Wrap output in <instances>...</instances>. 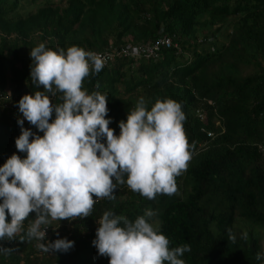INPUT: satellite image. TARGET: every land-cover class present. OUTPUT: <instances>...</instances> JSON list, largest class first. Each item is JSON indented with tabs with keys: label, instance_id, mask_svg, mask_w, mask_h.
I'll return each instance as SVG.
<instances>
[{
	"label": "trees",
	"instance_id": "trees-1",
	"mask_svg": "<svg viewBox=\"0 0 264 264\" xmlns=\"http://www.w3.org/2000/svg\"><path fill=\"white\" fill-rule=\"evenodd\" d=\"M163 34L178 47L114 54L84 88L107 94L115 135L141 97L149 110L157 99L183 105L192 159L176 178L178 192L148 200L118 185L116 199H102L91 216L49 230L52 241L74 242L67 253L18 236L0 241L8 250L0 264H109L91 243L96 219L111 211L134 221L146 209L157 213L151 222L170 248L190 245L185 264H264V0H0V166L13 153L25 156L15 147L18 101L43 90L30 80L32 48L120 50ZM23 127L43 135L27 120Z\"/></svg>",
	"mask_w": 264,
	"mask_h": 264
},
{
	"label": "clouds",
	"instance_id": "clouds-1",
	"mask_svg": "<svg viewBox=\"0 0 264 264\" xmlns=\"http://www.w3.org/2000/svg\"><path fill=\"white\" fill-rule=\"evenodd\" d=\"M171 43L178 47L176 41ZM95 51L78 46L53 50L44 43L30 50V80L43 90L18 101L23 119H17L20 135L15 147L25 156L13 153L0 166V241L19 236L21 241H38L43 252L67 253L74 242L52 241L49 230L56 231L61 220L70 226L91 216L102 199H116L118 185L126 184L148 200L178 192L176 178L187 171L192 159L183 105L157 99L149 110L141 97L127 119L119 122L120 132L115 135L109 127L111 119H106L107 94L84 88V80L108 63ZM53 97L60 102L53 103ZM24 120L43 135L24 128ZM30 213H35L33 219ZM156 215L146 209L130 221L105 211L96 219L91 243L99 256L109 258V264H185L180 257L190 251V245L170 248L159 221L151 222ZM54 221L58 224L51 226ZM230 239L234 241L231 234ZM0 251L8 250L0 246Z\"/></svg>",
	"mask_w": 264,
	"mask_h": 264
},
{
	"label": "built area",
	"instance_id": "built-area-1",
	"mask_svg": "<svg viewBox=\"0 0 264 264\" xmlns=\"http://www.w3.org/2000/svg\"><path fill=\"white\" fill-rule=\"evenodd\" d=\"M171 41L168 37H158L156 38L152 43L148 42V43H141V44H136L135 46H124L122 47L120 50H109V46L105 47L103 50L101 51H95L96 53L101 54L102 56L105 57L106 61L108 62L110 60L111 57L114 56V54H118V53H123L127 56H131V57H151L154 56L156 51L160 48V47H169L171 45ZM95 199V197H93ZM49 228L46 231V236L48 233ZM36 243H39L38 241H36Z\"/></svg>",
	"mask_w": 264,
	"mask_h": 264
}]
</instances>
